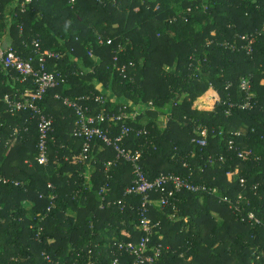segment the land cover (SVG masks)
Listing matches in <instances>:
<instances>
[{
    "label": "trees",
    "instance_id": "1",
    "mask_svg": "<svg viewBox=\"0 0 264 264\" xmlns=\"http://www.w3.org/2000/svg\"><path fill=\"white\" fill-rule=\"evenodd\" d=\"M22 1L0 2L3 45L35 58V68L34 43L62 54L46 65L66 82L38 102L53 121L48 162L39 165L32 112L11 113L3 101L34 91L32 78L0 64V264H113L117 257V264H137L113 244L144 236L142 198L125 195L129 164L105 172L111 148L97 142L82 157L74 112L63 105L82 97L92 114L125 115L103 128L111 138L130 129L122 146L140 153L149 181L173 174L206 188L176 194L164 208L151 195L147 250L160 252L155 264H264V227L245 218L264 220V0H31L21 12ZM244 79L252 108H230L244 100ZM200 131L204 147L192 142ZM211 211L224 217L221 224Z\"/></svg>",
    "mask_w": 264,
    "mask_h": 264
},
{
    "label": "built area",
    "instance_id": "2",
    "mask_svg": "<svg viewBox=\"0 0 264 264\" xmlns=\"http://www.w3.org/2000/svg\"><path fill=\"white\" fill-rule=\"evenodd\" d=\"M69 2L73 3L74 0H70ZM30 3L31 0H23L20 4L21 12H23L25 6ZM187 11L189 12L190 9ZM261 29L264 32V19ZM243 39L248 40L249 45L253 43V39L248 36L243 37ZM98 40L102 43V39L100 37ZM105 43L106 45H110L111 39H107ZM34 47L37 49L36 68L34 67L35 58H21L16 54L15 50L10 45H3V41L0 39V64L4 69L15 71L22 77V80H25L27 77L32 78V84L35 86L34 91L27 90L18 99H11L10 96L6 95L4 96L3 101L7 104L11 113L27 109L32 112L33 116L31 118L35 119L38 132L36 162L39 165L45 166L48 162L47 141L49 134L52 131L53 121L49 116L43 113V109L39 107L38 102L43 99L47 91L59 88L65 84L66 80L58 72L47 71L46 65L48 60H57L62 58V54H54L50 51L41 52L36 43H34ZM247 51L250 52L249 46H247ZM89 56H91V52H89ZM114 61H116L115 58ZM124 70L125 67L121 69V72L123 73ZM239 88L241 92L245 93L244 100L238 105L229 104V107L233 108L234 106H237L241 110L251 109V97L253 95L250 93L249 80H242ZM55 98L59 99L60 97L55 95ZM88 100L89 97L78 98L75 101H71L68 98L63 99V105L71 109L75 115L72 135L83 140L81 148L82 157L86 158L92 146H95L97 142H101L105 147L111 148L114 151L115 156L114 160L105 164V172H107L109 168L114 166L118 161L122 160L123 162L129 164L133 180L131 186L125 190V195H138L142 198L139 231L142 232L144 236L137 242H120L114 243L113 246L119 251V254L126 253L133 257L134 263L155 264V261L159 259L160 252L156 251L152 255H149L147 250L149 236L153 229L150 218L146 214L148 212V206L151 205V195L153 193L158 194L160 205L164 208L169 205H174L170 202V199H174L176 194L184 191L203 193L206 192V188L200 185H193L187 179L173 174H161L154 180L149 181L146 178L142 167L139 165L140 153L137 152L133 154L122 146V140L130 132V129L122 128L118 136L111 138L109 132L103 128V124L106 122L115 123L123 121L126 119L125 115L121 113L117 116H110L106 115L103 111H100L98 114H92L90 108L84 104V102ZM94 101L102 104L105 102L101 97H95ZM137 135H146V132L138 131ZM192 142L197 146L204 147L206 144L205 131H200L199 138L193 139ZM243 156L242 152L238 154L239 158H243ZM232 175L233 174H228V177H231ZM106 179L109 181L110 177L108 176ZM242 183L243 181H241V184ZM108 192L109 186L108 184H104L99 191L102 201H105V196ZM214 192L215 190L212 191V193ZM239 199L241 200V196H238V200ZM106 203L107 206L110 205V202ZM118 204H121V202L119 201ZM100 208L102 209L103 205H101ZM245 218L248 223L264 227V220L257 219L253 213H248ZM245 218H242V221H244ZM45 259L49 260V257L46 256ZM117 263L118 257L113 261V264ZM88 264L92 263L89 262Z\"/></svg>",
    "mask_w": 264,
    "mask_h": 264
},
{
    "label": "rangeland",
    "instance_id": "3",
    "mask_svg": "<svg viewBox=\"0 0 264 264\" xmlns=\"http://www.w3.org/2000/svg\"><path fill=\"white\" fill-rule=\"evenodd\" d=\"M0 39L3 41V43L8 42V41H7V34H6V32L4 33V31H3V32L0 31ZM261 83H264V80H262ZM165 123H166V118L164 117V121H163V124H162V125L164 126ZM13 144H14V143L10 142V143L7 145L6 151H7V149H8V150L11 149V148L13 147ZM5 153H6V152H5ZM200 202H201V200H200ZM151 204H152V202H151ZM25 207H26L27 209H29V204H26ZM211 215H212V217L214 218V220L216 221V223H217L218 225L221 224L222 220H224V217H223L219 212L211 211ZM168 248H170V246H169V245H165V249H168ZM178 258L181 259V260H183V262L185 261V260H184V254H183V253H180V254L178 255ZM229 264H232V263H229ZM251 264H255V263L251 262Z\"/></svg>",
    "mask_w": 264,
    "mask_h": 264
},
{
    "label": "crops",
    "instance_id": "4",
    "mask_svg": "<svg viewBox=\"0 0 264 264\" xmlns=\"http://www.w3.org/2000/svg\"><path fill=\"white\" fill-rule=\"evenodd\" d=\"M5 44H7V43H5ZM90 167H91V165L88 164V167L87 168L90 169V171H91L92 169Z\"/></svg>",
    "mask_w": 264,
    "mask_h": 264
}]
</instances>
